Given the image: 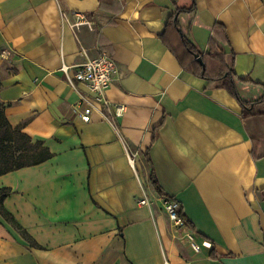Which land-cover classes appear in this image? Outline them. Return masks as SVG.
Here are the masks:
<instances>
[{"label": "crops", "instance_id": "1", "mask_svg": "<svg viewBox=\"0 0 264 264\" xmlns=\"http://www.w3.org/2000/svg\"><path fill=\"white\" fill-rule=\"evenodd\" d=\"M191 3L0 0V103L11 127L52 154L0 176L4 208L36 244L0 215V264H264V117L248 116L264 102L244 114L177 59L196 60L184 35L233 58L242 100L263 98L264 0H195L167 24ZM77 14L90 25L72 29ZM100 52L117 65L105 92L112 110L125 107L115 125L97 112L83 122L80 96L92 95L60 71ZM152 174L189 230L174 229Z\"/></svg>", "mask_w": 264, "mask_h": 264}, {"label": "trees", "instance_id": "2", "mask_svg": "<svg viewBox=\"0 0 264 264\" xmlns=\"http://www.w3.org/2000/svg\"><path fill=\"white\" fill-rule=\"evenodd\" d=\"M194 9L195 0H192L190 7L177 8L167 24H172L177 27V16L181 13L191 12ZM214 33H216L220 39L226 41L224 33L217 30V26ZM180 39L188 57L197 54L202 60V64H200L190 57V62L184 64L179 56H177V59L184 70L208 81V83L215 84L216 88L224 89L244 108V114H247V108L252 104L256 105L264 102V97L255 101H244L241 99L238 93L237 83L243 81L236 78L233 72V58L227 63L222 53L216 51L201 53L184 35H180ZM4 109V106L0 103V176L20 168L38 165L48 160L52 156L49 150L39 142H32L19 128L11 127L5 117ZM255 114L264 117V110L258 113L253 112L248 116ZM245 116L248 117L247 115ZM150 182L158 197L173 200L171 197L162 193L154 174L151 175ZM9 192L10 190L7 188L0 189V215L16 229L26 241H28L30 246H36L35 242L24 232L14 217L4 208L3 200ZM177 214L183 219L186 226L191 228V225L182 214L179 204Z\"/></svg>", "mask_w": 264, "mask_h": 264}, {"label": "built area", "instance_id": "3", "mask_svg": "<svg viewBox=\"0 0 264 264\" xmlns=\"http://www.w3.org/2000/svg\"><path fill=\"white\" fill-rule=\"evenodd\" d=\"M82 25H90V20L83 14H77L76 20L70 24L72 29H77ZM60 71L64 73L67 83L70 86H75L76 83H82L87 88L92 97L81 95V108L80 118L83 122H89L93 112H97L101 118L115 125V120L121 117L125 111L122 105H114V110L110 102L105 96V92L113 82V76L117 73V65L112 57L106 52H100L96 57L87 59L81 64L75 66L73 74L68 75V67L62 66ZM133 163V158H130ZM162 206L165 213L172 223L176 231L187 230V226L183 219L177 214L178 203L175 200L161 198ZM147 203L146 196L139 201V204L145 205ZM189 230V229H188ZM187 238L191 242L192 249L196 252L199 251L200 246L194 244L193 236L187 232ZM205 247H210L207 242L202 243Z\"/></svg>", "mask_w": 264, "mask_h": 264}, {"label": "water", "instance_id": "4", "mask_svg": "<svg viewBox=\"0 0 264 264\" xmlns=\"http://www.w3.org/2000/svg\"><path fill=\"white\" fill-rule=\"evenodd\" d=\"M193 56H194V58L196 59V61H197L198 63L202 64V60L200 59L199 55L195 54V55H193Z\"/></svg>", "mask_w": 264, "mask_h": 264}, {"label": "rangeland", "instance_id": "5", "mask_svg": "<svg viewBox=\"0 0 264 264\" xmlns=\"http://www.w3.org/2000/svg\"><path fill=\"white\" fill-rule=\"evenodd\" d=\"M163 210H164V208H163ZM165 211V210H164Z\"/></svg>", "mask_w": 264, "mask_h": 264}]
</instances>
